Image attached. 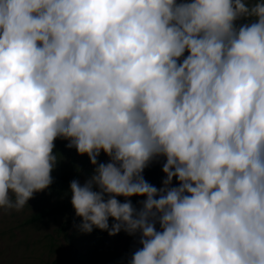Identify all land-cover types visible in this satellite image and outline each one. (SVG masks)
<instances>
[{"label": "clouds", "instance_id": "1", "mask_svg": "<svg viewBox=\"0 0 264 264\" xmlns=\"http://www.w3.org/2000/svg\"><path fill=\"white\" fill-rule=\"evenodd\" d=\"M57 138L95 166L80 230L138 234L128 264H264V2L0 0V209L50 186Z\"/></svg>", "mask_w": 264, "mask_h": 264}, {"label": "rangeland", "instance_id": "2", "mask_svg": "<svg viewBox=\"0 0 264 264\" xmlns=\"http://www.w3.org/2000/svg\"><path fill=\"white\" fill-rule=\"evenodd\" d=\"M250 22L242 18L237 23ZM187 55V52H185ZM68 141L54 140V153L58 161L52 174L69 173L75 180L84 183L94 171V165L87 154H79L75 147H67ZM98 162H108L109 157L101 151ZM165 158L152 161L143 172L144 178L157 188L162 186L166 174L162 171ZM173 184L178 181L173 178ZM118 200L124 202L125 197ZM139 208L142 196L128 198ZM71 200L68 187L50 185L43 191L34 193L20 211L0 209V264H44L60 260L58 264H73L72 255L81 253L87 264H128L132 252L140 247L139 236L129 235L124 230L109 235L106 230L93 228L91 232L80 230L75 209L52 215L43 220L29 223L36 212ZM114 218H109L111 226ZM157 228L159 225L157 224Z\"/></svg>", "mask_w": 264, "mask_h": 264}, {"label": "trees", "instance_id": "3", "mask_svg": "<svg viewBox=\"0 0 264 264\" xmlns=\"http://www.w3.org/2000/svg\"><path fill=\"white\" fill-rule=\"evenodd\" d=\"M247 2V0H246ZM261 2H264V0H261ZM52 183L50 185H58L61 187H68L70 189V182L72 180L75 179L74 175H71L69 173H62V174H52ZM83 184V183H81ZM71 191V190H70ZM74 207L71 203V200L65 203H57L54 206H50L47 208H44L38 212H36L35 214H33L29 219L28 222L29 223H33V222H37L40 220H43L47 217H50L52 215H56V214H60L63 213L67 210H73ZM82 218L79 217L78 221L81 222ZM72 263L73 264H87L86 260L83 258V256L81 255V253H79L78 251H75L74 254L72 255ZM58 262H60V260H55L53 262H47L44 264H58Z\"/></svg>", "mask_w": 264, "mask_h": 264}]
</instances>
